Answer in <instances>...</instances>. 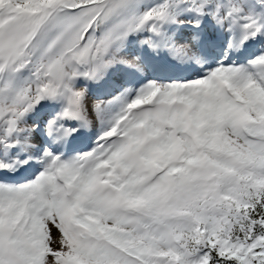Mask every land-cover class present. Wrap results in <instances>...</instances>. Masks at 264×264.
Returning <instances> with one entry per match:
<instances>
[{
    "label": "snow or ice",
    "instance_id": "obj_1",
    "mask_svg": "<svg viewBox=\"0 0 264 264\" xmlns=\"http://www.w3.org/2000/svg\"><path fill=\"white\" fill-rule=\"evenodd\" d=\"M0 264H264V0H0Z\"/></svg>",
    "mask_w": 264,
    "mask_h": 264
}]
</instances>
